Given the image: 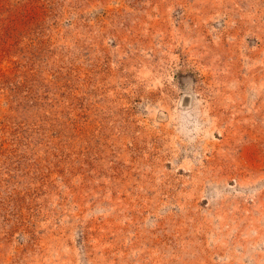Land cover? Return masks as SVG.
<instances>
[{"label":"rangeland","instance_id":"rangeland-1","mask_svg":"<svg viewBox=\"0 0 264 264\" xmlns=\"http://www.w3.org/2000/svg\"><path fill=\"white\" fill-rule=\"evenodd\" d=\"M0 264H264V0H0Z\"/></svg>","mask_w":264,"mask_h":264}]
</instances>
